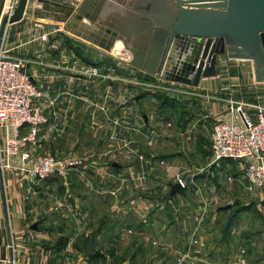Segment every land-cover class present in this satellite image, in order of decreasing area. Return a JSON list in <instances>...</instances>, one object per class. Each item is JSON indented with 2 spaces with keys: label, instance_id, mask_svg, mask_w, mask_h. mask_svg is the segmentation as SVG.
<instances>
[{
  "label": "crops",
  "instance_id": "0c3cea01",
  "mask_svg": "<svg viewBox=\"0 0 264 264\" xmlns=\"http://www.w3.org/2000/svg\"><path fill=\"white\" fill-rule=\"evenodd\" d=\"M11 1L0 0V26ZM165 2L105 0L99 21L84 18L86 25L82 29L73 27L70 22L74 19L64 17V13L47 11L46 6H53L51 3L29 0L24 17L6 27L2 48L11 56L28 61L27 69L43 93L37 102L49 117L31 143V150L53 153L63 159L78 158L82 164L69 175H54L41 185L33 182L26 186L21 181L26 178L25 174L15 169L5 170L10 224L5 219L2 204L0 264H84L83 251L78 247L83 245L85 232H88L85 229L94 227V221L83 214L93 200L95 211H107L109 216L123 212L129 222L141 226L142 222L147 223L143 219L150 212L149 221L156 229L172 231L183 222L177 216L182 209L193 221L201 245L200 255L196 251L192 258L207 255L208 264L211 261L238 264L239 257L228 246L217 221L229 215L231 219L233 211L235 215L242 214L241 207L246 209L252 205V209L244 213H256L260 223L253 216L250 234L255 244L247 258L248 264H264V186L251 194L244 192L243 161L209 164L214 125L228 121L233 106L242 105L247 113H254L257 105L264 107V80L255 76L252 60L219 55L216 75L202 77L196 86L183 83L197 95L167 100L164 93H138L140 89L134 84L139 78L154 75L131 63L129 48L148 53L150 42L136 46L129 42V48L117 47V42L114 47L120 50L100 47L102 40L95 44L98 40L94 38L99 37L100 30L111 38L106 28L123 32L140 27L142 20L152 19L143 14L145 11L160 18L166 9ZM94 9H97L96 1L88 12L92 14ZM44 34L48 37L46 40L42 38ZM139 37L132 41L135 43ZM112 55L117 60L108 59ZM95 56L98 59L95 60ZM83 64L109 68L120 80L89 78L71 70L72 66ZM28 131L29 127H24L20 132L26 135ZM13 163L17 164V160L13 159ZM178 176L196 187L189 191L183 189L169 199L171 184L178 183ZM228 178L234 181L229 183ZM89 182L92 184L87 187ZM42 189L55 199L43 211L46 215L39 217L41 211L35 203V193ZM149 191L157 193L154 204L147 195ZM225 196H235L240 202L245 198L249 200L246 206L241 202L242 206L237 208L221 203ZM210 203L213 205L208 206ZM228 205H232L231 208L221 209ZM227 210L229 212L225 213ZM240 214L235 218L239 220ZM96 219L95 227L104 226L105 223ZM34 223H38L40 229L34 230ZM189 226L192 225L189 223ZM56 227L57 232L51 231ZM73 230L75 234H71ZM60 239L66 243L65 247L56 245ZM98 248L96 241L95 250ZM89 260V264H103L100 258Z\"/></svg>",
  "mask_w": 264,
  "mask_h": 264
},
{
  "label": "water",
  "instance_id": "95a60500",
  "mask_svg": "<svg viewBox=\"0 0 264 264\" xmlns=\"http://www.w3.org/2000/svg\"><path fill=\"white\" fill-rule=\"evenodd\" d=\"M40 1L51 3L53 6H46L47 11L64 13V17H71L77 21L70 22L73 27L81 26L82 29H85L86 25L84 18L93 22L99 21L105 2V0ZM95 1L97 9L91 14L88 10ZM28 2L29 0H18L14 10L3 16L0 26V50L6 27L24 17ZM164 8L165 12L161 14L164 17L160 15V18H156L150 12H143L152 19L142 20L141 26L133 27L134 30L125 29L121 32L106 28V33L112 34L111 38H107L103 31H98L101 39L95 38L98 40L95 44L102 40L100 47L111 50L118 41H122L124 47H128L129 42L135 46L144 41L150 42L148 53L128 47L131 51V63L151 75L178 83L196 86L202 77L216 75L219 71L217 67L219 55L252 60L255 76L258 80H264V0H166ZM133 36H140L135 43L132 41ZM76 41L91 50L99 51V48ZM145 56H148L146 60ZM143 63L147 65L142 66ZM0 188L5 219L10 224L6 182L1 167ZM182 190L180 183L171 184L168 198L172 199ZM231 206H224L221 209L225 210ZM36 227L37 223L32 226L33 229ZM92 251L93 240H90L85 252Z\"/></svg>",
  "mask_w": 264,
  "mask_h": 264
},
{
  "label": "built area",
  "instance_id": "2783aa9c",
  "mask_svg": "<svg viewBox=\"0 0 264 264\" xmlns=\"http://www.w3.org/2000/svg\"><path fill=\"white\" fill-rule=\"evenodd\" d=\"M42 38L46 40L48 37L44 34ZM27 64V60L11 56L3 48L0 50V131L4 139L0 147V167L3 170L15 169L40 180L54 175L66 176L82 161L35 153L30 148L49 117L37 102L43 93L34 83ZM71 70L89 78L120 80L109 68L101 69L93 64L74 65ZM134 83L140 90L160 91L176 98L197 95L190 86L158 75L139 78ZM254 108V113H247L242 105L233 106L231 119L216 123L211 134L210 163L226 159L245 162L243 178L249 191L264 186V107L257 105ZM24 127H29L26 135L20 132ZM178 183L186 187L182 179Z\"/></svg>",
  "mask_w": 264,
  "mask_h": 264
},
{
  "label": "rangeland",
  "instance_id": "374dc122",
  "mask_svg": "<svg viewBox=\"0 0 264 264\" xmlns=\"http://www.w3.org/2000/svg\"><path fill=\"white\" fill-rule=\"evenodd\" d=\"M12 1L9 2L7 6L8 9L10 8L9 12L7 13H11L18 4L17 0L13 1V3ZM121 45H123L122 41H118V43L116 44L117 47L119 46L121 47ZM115 50H120V49L115 48ZM96 59H98L97 56H95V60ZM100 59L102 60V57ZM108 59L117 60V57L115 55H112V57H109ZM87 60H90V59L87 58ZM98 63L106 64L101 61H99ZM99 64L98 66H100L101 68V65ZM103 69H106V68H103ZM110 81H115V80H110ZM143 92L146 95L162 93L160 91H150V90L149 91L140 90V92L138 91V93H141V94ZM167 96L168 95H166V97ZM168 97L176 99V97H172V96H168ZM230 119H231V110H230L229 120ZM3 144H4L3 134H2V131H0V147H2ZM41 154H53V153H41ZM55 156L58 157L57 155ZM79 160L81 161V159ZM222 161H219L213 164L209 163V164H211V166L220 165ZM242 165L244 166L245 162H242ZM3 171L5 173V170ZM69 173L67 175H69ZM84 174L85 176H87V173H84ZM25 177H24L25 179H22L21 181L24 184L26 183V186L27 184H32L33 182L35 183L38 182L39 185H41L42 182L46 180V179H43V180L35 179L28 175H25ZM178 179H182L186 183L187 188L186 187L183 188L185 189L184 191H189L190 189L196 187L194 183H191V184L188 183L183 177L178 176ZM178 179H177V182H179ZM228 181L229 183H232L234 180L232 181L231 178H228ZM91 184L92 182H89V185H86V186L90 187ZM243 189L246 194L247 193L251 194V191L245 190L246 188H243ZM117 190H119V188ZM24 191H26V187ZM150 191H153V190L150 189ZM150 191L148 192L147 195L150 197L152 204H154L156 201L155 196L157 195V193L155 192L150 193ZM22 193L24 197L27 196L26 192L25 194L24 192ZM48 193L49 192L47 191L46 192L43 191V189L41 191L37 190L35 193L36 194L35 203L37 204V206H39V209L41 211L39 214V217H43L46 215L45 214L46 212H43V211L49 207V202L53 203L55 199L53 196L48 195ZM224 198L221 203H230L236 206L237 208L241 207L242 204L244 205L249 200L248 198L243 197V199L244 198L245 199L241 201L242 202L241 204L239 199L235 198V196H232L229 198L225 196ZM2 204H3L2 203V192L0 188V210H2ZM216 204L217 203H215L214 205ZM210 205H213V204L212 203L208 204V206ZM87 207H89V209L83 214L85 217L94 221L93 222L94 227L90 229H85V230H88V232L87 231L85 232L86 237H84L82 240L83 245H80L78 247L80 251H83L82 253L83 257H84V260H86V262L84 261V264H89V261L91 262V260L89 259L91 258H93L94 261H95V258H100L101 259L100 261L103 264L107 263V261H108V264H208V261L206 258L207 255L203 256V258H202V255L199 258H194V257L192 258L193 253H195L199 249V245H200L199 238L197 237V230L196 231L194 230L195 227H193V221L191 222V220H189L190 218L182 211V209L179 210L180 212L178 213L177 216L183 222L181 223V225H178L172 231L170 229H161V228L156 229L153 223L149 221L151 220L150 219L151 216L149 215L150 212L148 213L149 217L146 216L147 218L143 219L147 223L142 222L144 225L141 226L140 224L132 223L131 220L129 222L128 219L125 218L128 215H124L123 212L117 213L115 214V216H109L107 211H104V210L95 211V200L87 204ZM241 208L243 211L241 212L242 214L238 213L240 214L238 216L239 220L235 218V216L238 214L235 215L233 211L232 212L233 216H231V219H228L230 217L229 215L227 218L224 217L222 219H219V221L217 222L219 224L218 226L220 227V229L221 230L223 229V232L225 234L224 239L227 242L228 246L234 250L235 254L237 253V256L239 257L238 264H248L247 258L250 256V253H252V250L254 251V248H253L254 246H252V244H255L253 239L251 240L252 235L250 234L251 226L253 224L252 223L253 216L256 217V220L258 221V223H260V220L257 218H260V217L256 216L257 215L256 213L255 214L247 213V212L244 213V210L245 211H247V209L251 210L252 205L248 206V208L246 209H244L245 207H241ZM154 209L155 208H153L152 214H154ZM224 212L228 213L229 210L224 211ZM96 218H99V220L102 221V223H105L103 224L104 226H100L99 228H97L98 226L95 227L96 225L95 222L97 220ZM112 219L114 220L111 222ZM109 220L111 223L106 224L107 222H109ZM189 223L190 225H192L191 227L189 226ZM38 228H39V224L37 223L36 229ZM51 231L57 232L58 231L57 227L51 229ZM73 231L71 232V234H75L76 230L74 232ZM79 236H81V234H79ZM237 236L239 237L238 241H236ZM73 238L74 236H72V239ZM78 240L79 238L77 239V241ZM90 240H93L94 248L91 253H86L85 249L88 243L90 242ZM61 241L62 239H60V241H56V245L58 247H63V246L65 247L66 243H63ZM96 241L99 243V248L97 250H95ZM73 245H75V243ZM160 253H163V254L159 255ZM197 254L200 255V251H198ZM209 264H216V263L211 261L209 262Z\"/></svg>",
  "mask_w": 264,
  "mask_h": 264
},
{
  "label": "trees",
  "instance_id": "16d2710c",
  "mask_svg": "<svg viewBox=\"0 0 264 264\" xmlns=\"http://www.w3.org/2000/svg\"><path fill=\"white\" fill-rule=\"evenodd\" d=\"M167 97H168V96H167ZM172 99H173V98H172ZM167 100H170L169 97L167 98ZM171 102H172V101H171ZM226 160H231V159H226ZM234 161H236V160H234Z\"/></svg>",
  "mask_w": 264,
  "mask_h": 264
},
{
  "label": "flooded vegetation",
  "instance_id": "af4514ba",
  "mask_svg": "<svg viewBox=\"0 0 264 264\" xmlns=\"http://www.w3.org/2000/svg\"><path fill=\"white\" fill-rule=\"evenodd\" d=\"M95 39V38H94Z\"/></svg>",
  "mask_w": 264,
  "mask_h": 264
}]
</instances>
